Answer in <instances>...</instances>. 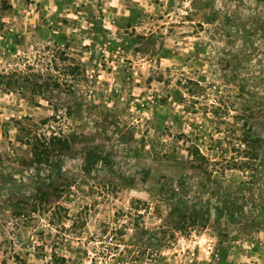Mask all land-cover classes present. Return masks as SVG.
I'll return each mask as SVG.
<instances>
[{"label": "rangeland", "instance_id": "rangeland-1", "mask_svg": "<svg viewBox=\"0 0 264 264\" xmlns=\"http://www.w3.org/2000/svg\"><path fill=\"white\" fill-rule=\"evenodd\" d=\"M0 74V264H264V0H0Z\"/></svg>", "mask_w": 264, "mask_h": 264}, {"label": "trees", "instance_id": "trees-1", "mask_svg": "<svg viewBox=\"0 0 264 264\" xmlns=\"http://www.w3.org/2000/svg\"><path fill=\"white\" fill-rule=\"evenodd\" d=\"M28 69H31L30 67H27ZM29 80L28 79H22L21 80V84L22 83H28ZM3 83L2 81V75L0 74V85ZM21 84H19L20 87ZM40 87V85H38V88ZM16 121V120H15ZM22 129L24 130V132L26 133L24 135V137L22 138H17L16 140L19 141L22 144H27L30 146V153L33 155L32 159H34L33 161H40L41 160V155H46L49 153V149H48V144L50 143L49 141L52 139V137H48L46 138L45 136H38V134H31V132L29 130V128L22 126ZM16 149L17 148H12V152L16 153ZM13 153V155L15 154ZM196 155H198L199 157H202L201 154L199 153V151L196 148ZM0 154H2V152H0ZM7 157H11L9 153H6ZM18 158H20V156H16ZM6 181L4 179V176H0V191L3 188V186L5 185ZM1 194V192H0Z\"/></svg>", "mask_w": 264, "mask_h": 264}]
</instances>
